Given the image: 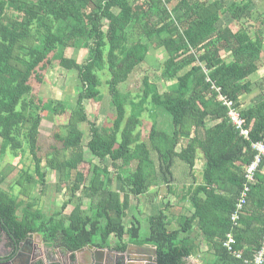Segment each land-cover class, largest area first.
Instances as JSON below:
<instances>
[{"label": "trees", "instance_id": "1", "mask_svg": "<svg viewBox=\"0 0 264 264\" xmlns=\"http://www.w3.org/2000/svg\"><path fill=\"white\" fill-rule=\"evenodd\" d=\"M171 1L0 0V154L16 156L27 149L36 163L45 160L47 168L58 171V188L66 187L64 200L51 213L34 208V199L22 202L0 190L3 229L18 239L38 233L45 243L69 251L87 244L105 248L114 236L113 248L118 251L127 243L155 246L157 264H184L185 258L198 256L196 240L200 239L210 245V257L201 259V264H249L244 260L252 258L264 235V161L250 183L236 227L230 215L244 182L243 167L253 158L250 142L264 143V98L240 109L249 131L245 140L228 122L216 88L241 107L240 95L252 91L250 76L264 61V18L255 22L250 34L241 24L248 18L250 0L227 5L223 0H177L169 9ZM226 14L231 25L218 26ZM79 41L90 52L85 63L64 55ZM160 49L164 52L161 78L172 81L167 91L159 93L145 76L142 93L135 99L120 92L131 67ZM126 62L129 70L123 69ZM53 63L77 70L80 90L71 108L36 93ZM105 72L110 73L107 87L115 116L110 126H98L86 108L87 101L101 97ZM146 109L154 120L148 143L140 141L137 131ZM68 115L72 122L62 124L66 134L53 132L49 151L38 144L44 117L54 121ZM84 122L89 125L85 145L78 126ZM166 122L167 129L158 127ZM183 138L185 145L178 150ZM197 151L204 163L202 182L196 185L192 170ZM178 161L192 179L183 196L191 206L190 214L175 220L166 212L171 206L168 201L164 209L147 217L148 233L141 237V223L133 212L141 213L130 206L129 195L138 199L161 184L171 192L179 181L172 172ZM83 164L88 165L86 174L79 171ZM44 169L37 172L38 180L25 173V181L32 187L45 185ZM68 206L72 209L65 214ZM129 214L132 218L126 227L124 218ZM174 221L178 227L171 229ZM229 232L234 233L233 248L241 258L222 245Z\"/></svg>", "mask_w": 264, "mask_h": 264}, {"label": "rangeland", "instance_id": "2", "mask_svg": "<svg viewBox=\"0 0 264 264\" xmlns=\"http://www.w3.org/2000/svg\"><path fill=\"white\" fill-rule=\"evenodd\" d=\"M202 2H210L211 0H199ZM224 3L230 4L231 1L238 0H223ZM252 1V5L248 9V18H245L241 21L242 26L248 31V33L252 34L254 31V24L257 21H261L264 18V0H250ZM177 0H172L167 7L170 9ZM117 11V9H115ZM218 26H230L231 25V17L226 14L223 15L220 20L217 22ZM132 25L129 26L128 30H131ZM262 32L264 35V25L262 27ZM264 40V36H263ZM80 41L76 43L75 47L66 48L64 55L65 57L75 60L77 63H85L86 60L90 58L89 51L80 45ZM36 46H39L40 43L36 42ZM264 52V51H263ZM264 54V53H263ZM164 59V52L160 49L157 51H150L145 56L144 60L137 64L135 67L130 68V63H124L123 69L129 70L127 79L124 83L119 85V91L122 93H129L130 97H135L142 93L143 90V78L146 76L149 79V84L154 85V87L159 91V93H165L167 91V87L172 81H164L161 78V69H162V61ZM264 59V57H263ZM110 78V73L105 72L101 75V97L96 100H89V108L87 109V114L89 118H94L96 124L98 126L107 125L110 126L112 120L115 116V109L110 103V96L108 93L107 80ZM250 80L252 83V91L249 93H245L240 95L239 101L241 108H246L251 104H254L256 100L264 98V61L262 66L258 69V71L250 76ZM80 90V82L76 69H67L64 66L59 65L58 63L51 64L45 71L42 83L37 87V95L43 98L59 100L66 103L68 108L74 106L77 95ZM138 100V99H137ZM150 105L145 104V107L149 108ZM71 110V109H70ZM128 113V110H127ZM43 115L46 117L47 113L44 112ZM43 119L41 125L39 127V135H38V144L42 147L46 148L49 151V144L54 142V139L49 140V136L56 132L60 135L66 134V129L62 128V124L65 122H72V117L70 115L62 118L59 117L58 120H49L47 118ZM74 118V117H73ZM140 124L137 127L138 136L140 141H144L148 143V132L151 126L152 120L149 111L146 109L142 112L140 118ZM163 124L158 123V127L162 129H167V122L165 126ZM79 128L84 133L83 144L85 145L88 137H89V125L84 123L78 124ZM185 139H181L180 145L178 146V150L185 145ZM1 142V138H0ZM57 146H59L58 142H55ZM27 151V152H26ZM11 152V149L8 150ZM39 156H42L44 159V151L38 152ZM196 154H200L199 159L204 163V156L200 151H197ZM90 153L88 151L85 152V158L89 159ZM87 162V160H86ZM105 163L107 165H111V161L106 159ZM198 168H195L197 175L200 173L197 171L200 168L201 161H198ZM42 167H45V185H40L39 183H35L33 187L29 185L25 181L24 174L29 173L37 178V172ZM79 171H88V165L83 164L80 166ZM173 175L179 179V182L173 184L172 193H177L178 195L172 199L173 203L176 204L171 210L172 206L167 208V213L170 214V217L176 220L177 217L181 215H189L191 211V206L186 199L179 200V194L181 192L185 193L186 185L181 184V179L187 181V183H191V178L188 177V170L186 166L179 161L172 167ZM202 173V172H201ZM187 175V176H186ZM58 171L53 170L46 167L45 160L40 162L39 164L35 162L32 155L26 149L22 154H18L16 156H11L9 153L0 154V190L4 193H10L11 196H15L17 200L22 202H32V199L37 201V206L34 208H40L45 213H51L54 209H57L62 201L64 200L66 187L60 186L58 188ZM73 176V174H72ZM202 176V174H201ZM184 177V178H183ZM198 182L200 179L195 177ZM201 183V182H200ZM115 183H113L114 186ZM185 185V186H183ZM162 188V189H161ZM152 189V188H151ZM161 195L167 194L166 187L163 184L160 186ZM169 194V190H168ZM171 195V194H170ZM122 197V193L120 195ZM130 206L136 204V199L133 195H129ZM166 197V195H165ZM149 198V193L143 194V197H140V205H145V202ZM138 199V200H139ZM162 200V199H161ZM164 202L166 199L164 198ZM159 206H164V203L160 201ZM72 209V206H68L65 209V213L67 214ZM144 211V209H143ZM148 212V211H147ZM155 212V211H154ZM149 213L145 215H138L136 212H133L134 216L141 223L140 236L144 237L148 233V224L146 222ZM151 215V214H150ZM132 216L126 215L124 218L125 226H130ZM175 224V221H174ZM66 225V224H65ZM177 226V223L175 227ZM115 238V237H114ZM114 240V239H113ZM210 245L207 244L205 246L204 252H200L201 255L195 256L199 259L200 264L205 257H210V254L207 252ZM203 256V257H200Z\"/></svg>", "mask_w": 264, "mask_h": 264}, {"label": "built area", "instance_id": "3", "mask_svg": "<svg viewBox=\"0 0 264 264\" xmlns=\"http://www.w3.org/2000/svg\"><path fill=\"white\" fill-rule=\"evenodd\" d=\"M218 91L217 99L224 105L227 109V120L228 122L239 132V135L243 139H249V131L244 127V119L240 115V109L236 107L232 100L226 98ZM250 148L253 151V158L249 164L243 167L244 172V182L239 191L235 209L230 215V220L232 225L236 227L238 225V220L246 204V200L250 191V183L254 180L255 172L262 161H264V143L262 141L250 142ZM235 244L234 233L229 232L226 234L224 241L222 242L223 247L233 254L236 258H241V253L234 250L233 246ZM249 264H263L264 262V235L261 240L260 248L253 253L250 260H244Z\"/></svg>", "mask_w": 264, "mask_h": 264}, {"label": "water", "instance_id": "4", "mask_svg": "<svg viewBox=\"0 0 264 264\" xmlns=\"http://www.w3.org/2000/svg\"><path fill=\"white\" fill-rule=\"evenodd\" d=\"M0 232H7L9 234V240H10V252L4 257H0V264H31V260L29 259V250L27 246L32 245V238L28 237L24 239V241H21L20 239L16 238L9 230L3 229L1 227L0 223ZM38 234V233H37ZM39 235V234H38ZM129 247H133L136 250L137 260L139 261H146V262H151L152 264H157V256H156V248L153 245H128ZM25 253L26 256H24L22 253ZM82 253L85 254L86 259L83 261V263L78 260V256L81 255ZM73 255V259L71 261L72 264H97L104 262L105 258L108 261H111L113 263V260L111 258L118 259L119 258V252H111L109 249L106 248H97L92 245H86L77 251L73 253H69ZM122 257V256H120ZM23 258V260H21ZM133 258V257H132ZM130 260V259H128ZM185 263L184 264H193V260L190 259V257L184 259ZM52 264H55L54 261H51ZM36 264V263H35ZM60 264H67V263H62ZM115 264H117L115 262ZM127 264H132L131 261Z\"/></svg>", "mask_w": 264, "mask_h": 264}, {"label": "crops", "instance_id": "5", "mask_svg": "<svg viewBox=\"0 0 264 264\" xmlns=\"http://www.w3.org/2000/svg\"><path fill=\"white\" fill-rule=\"evenodd\" d=\"M211 1H213V0H211ZM200 156V154H196V164H195V167H194V169L192 170V175L194 176V179H195V181H194V183L197 185V184H199L200 182H202V176H201V172H202V167H203V161L202 160H200L201 159V156H200V159H199V156ZM198 161H201L202 162V164H200V168H199V170L197 169V171L200 173L199 175H197V173H196V171H195V168H198L199 166H198ZM187 176V175H186ZM198 177L199 179H200V182H198V180H196V178L195 177ZM188 177H189V175H188ZM184 178V177H183ZM179 182V181H178ZM181 184H185L186 185V187H188L190 184L189 183H187V181H184V179H181ZM162 185V184H161ZM161 185H159V186H155V187H153L152 189H150L149 190V198H148V200L145 202V205H140V197H143V195L142 196H140L138 199H136V204L135 205H132V207H135V206H137L138 207V211L142 214V215H145V216H147L146 214H148V212H150L149 213V216H150V214L151 215H153V214H155V213H157L159 210H161V209H164L165 208V204H166V202H170V204H171V206H172V208H171V210L173 209V207L176 205V204H174L173 203V201H172V199H174L175 198V196H177L178 194L176 193H172L173 191H169V194H168V189L166 188V191H167V194L165 193L164 195H161L160 193H161V190H160V186ZM185 185H183V186H185ZM163 186H165L166 187V185L165 184H163ZM113 188H116V184H114V186H113ZM162 189V188H161ZM156 193V195L154 196V195H152V193ZM171 194V195H170ZM184 194L185 193H183V192H181L180 194H179V200H182L183 199V196H184ZM165 195H166V197H165ZM164 198L166 199V202H164ZM162 199V200H161ZM160 201L161 202H163L164 203V206H159V203H160ZM61 205V204H60ZM143 209H144V211H143ZM71 211V210H70ZM69 211V212H70ZM148 211V212H147ZM155 211V212H154ZM68 212V213H69ZM67 213V214H68ZM66 214V213H65ZM171 214V212L169 213V215ZM185 215V214H184ZM187 215V214H186ZM182 216V215H181ZM175 225H176V222H175V224H174V222L171 224V229H174V228H177L178 227V224H177V226L175 227ZM31 236H32V245H31V247L33 248V247H35L37 250H38V248H42V245H41V243L43 242V238H42V236L39 234H37V233H33V234H31V235H29V237L31 238ZM114 239V240H113ZM128 238H127V236H126V238L124 239V241H127L128 242V240H127ZM109 241H110V245L111 246H113L114 244H116V240H115V238H114V236H110L109 237ZM197 242L196 243H198V246L200 245V247H199V249H200V252H204V250H205V246L208 244L207 242H205V241H200V239H197L196 240ZM10 241H9V234L7 233V232H0V254H4L9 248H10ZM56 250V256H58V255H61V256H63V257H68V254H69V252H67V250H65V249H63V248H56L55 249ZM200 252H199V254L198 255H201L200 254ZM132 256H137V254L135 253V252H133L132 253ZM200 257H203V256H200ZM190 259L191 260H193V264H200V261H199V259L197 258V257H190ZM201 260V259H200Z\"/></svg>", "mask_w": 264, "mask_h": 264}, {"label": "flooded vegetation", "instance_id": "6", "mask_svg": "<svg viewBox=\"0 0 264 264\" xmlns=\"http://www.w3.org/2000/svg\"><path fill=\"white\" fill-rule=\"evenodd\" d=\"M28 237L29 236H27L26 238H28ZM26 238H24V239H26ZM31 238H32V236H31ZM24 239H20V240L24 241ZM125 242H127V241H125ZM41 245H42V248H38V250L35 247L32 248L31 246H27V248L29 250V254H27V255L29 256V259L31 260V264H35V263L36 264H52L51 261H54L55 264H60V262L67 263V264H72L71 261L73 259V255L68 254V257H66V258L61 256V255L56 256V250L55 249L56 248H63V247L57 245L56 243H45L44 240L41 243ZM87 245H91V244H87ZM114 245H116V244H114ZM128 245H139V244L127 243L126 247H125V249L123 251L115 250L113 248V246H111L109 244V246L105 247V248L109 249V251H111V252H119V255L122 256V257L119 256L118 259H115L114 257L111 258L113 260V263H111V261H108L106 259V258H108V256H107L105 258L104 262L97 263V264H115V262L117 264H127V263H129V261H131L132 264H152L151 262H146L144 260L143 261L137 260V256L138 255L137 256H132V253L136 252L135 251L136 249L133 248V247H129L128 248ZM10 250H11V248H9L4 254H0V257H4V255L8 254L10 252ZM67 252L73 253L75 251L67 250ZM22 255H23V258H24V256H26V254L24 252L22 253ZM78 257H79L78 260H80L82 263L86 259V256H85L84 253H82ZM23 258H21V260H23ZM128 259H130V260H128Z\"/></svg>", "mask_w": 264, "mask_h": 264}]
</instances>
